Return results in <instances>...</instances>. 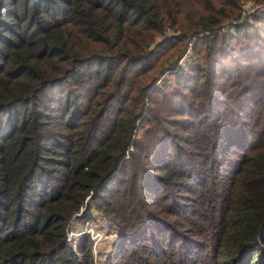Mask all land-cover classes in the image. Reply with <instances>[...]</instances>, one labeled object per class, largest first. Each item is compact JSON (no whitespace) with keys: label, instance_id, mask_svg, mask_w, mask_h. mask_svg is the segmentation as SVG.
<instances>
[{"label":"trees","instance_id":"obj_1","mask_svg":"<svg viewBox=\"0 0 264 264\" xmlns=\"http://www.w3.org/2000/svg\"><path fill=\"white\" fill-rule=\"evenodd\" d=\"M184 146L232 174L228 263L264 264V0H0V264H93L64 229L94 199L112 264H174Z\"/></svg>","mask_w":264,"mask_h":264},{"label":"rangeland","instance_id":"obj_2","mask_svg":"<svg viewBox=\"0 0 264 264\" xmlns=\"http://www.w3.org/2000/svg\"><path fill=\"white\" fill-rule=\"evenodd\" d=\"M223 29L226 27H222L221 31ZM195 40V37L190 39L189 42H192V45H187L184 56L189 54L193 56L192 46ZM198 50L199 45L195 46V51L198 52ZM230 116L231 111L227 110L222 111L219 117L228 119ZM171 130L176 134L185 132L179 126ZM201 143L204 142L201 140ZM184 147L186 148L184 153H176L181 156L180 160L186 165H188V160L195 162L196 172L191 169L195 179L190 181L193 185L186 184L187 179L184 176L177 178V184L164 182L163 186L160 185L162 186L160 194L164 200H160L158 205L169 212L167 220L175 231L171 238L165 233L166 240L162 241L161 248L163 245H168L166 253L170 252L175 255L174 264H231L228 261L233 250L234 236L237 234L232 229H227V225L237 222V216L228 212L230 203L237 201V197L232 196L234 189L230 188L227 179L232 174L225 171L226 165H220L219 169L217 168V152L212 154V160L215 163H211L208 158H203V155L193 159L186 152L196 153L197 151L191 146ZM135 164L138 170L141 166V159L135 158L133 165ZM182 172L186 173L184 168ZM95 203V199L89 203L91 218L86 220L71 217L67 221L64 229L66 240L72 247L79 241L87 240L93 264H112L107 259V254L114 250L112 247L117 239L116 227L105 218ZM170 213H174L175 217ZM179 236L185 237L183 248H180L181 242L176 241L179 240ZM183 251L189 256L184 257ZM156 262L157 264L163 263L159 259Z\"/></svg>","mask_w":264,"mask_h":264}]
</instances>
